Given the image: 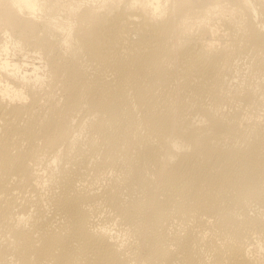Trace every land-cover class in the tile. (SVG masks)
Returning <instances> with one entry per match:
<instances>
[{"label": "bare ground", "instance_id": "6f19581e", "mask_svg": "<svg viewBox=\"0 0 264 264\" xmlns=\"http://www.w3.org/2000/svg\"><path fill=\"white\" fill-rule=\"evenodd\" d=\"M0 264H264V0H0Z\"/></svg>", "mask_w": 264, "mask_h": 264}, {"label": "rangeland", "instance_id": "374dc122", "mask_svg": "<svg viewBox=\"0 0 264 264\" xmlns=\"http://www.w3.org/2000/svg\"><path fill=\"white\" fill-rule=\"evenodd\" d=\"M32 81H33V80H32ZM32 81H31V82H32ZM35 86H39V85H38V84H36ZM46 88H48V86H47Z\"/></svg>", "mask_w": 264, "mask_h": 264}]
</instances>
